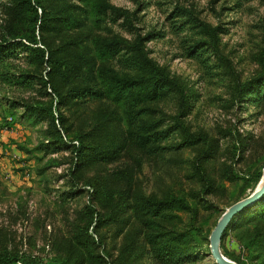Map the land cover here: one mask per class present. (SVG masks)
<instances>
[{"label":"rangeland","instance_id":"374dc122","mask_svg":"<svg viewBox=\"0 0 264 264\" xmlns=\"http://www.w3.org/2000/svg\"><path fill=\"white\" fill-rule=\"evenodd\" d=\"M107 1L122 12L109 10L100 20L88 22L83 29L66 32L60 37L46 36L45 41L55 48L69 35L78 39L86 34L131 39L135 33L144 35L160 31L163 34L162 38L146 43L149 56L166 67L184 89L197 96L190 113L180 118L182 122L191 132L210 137L231 132L230 136L220 139L218 154L206 169L217 173L223 164L229 163L241 179L226 182L217 193L202 195L204 200L197 203L196 218V227L201 231L200 259L181 263L216 264L207 247L211 231L227 207L255 189L258 183L255 175L264 173V103L238 106L233 98L235 84L252 78L260 69L264 55V0H251L240 5L234 0ZM9 2L0 0V37L5 34L4 7ZM181 10L189 11L212 27H220L215 54L189 55V46L201 35L187 23ZM78 50L81 49L75 51ZM21 64L30 68L22 61ZM36 72L45 74L41 68ZM46 92L38 85L27 90L0 84L1 241L7 251L23 259L38 264H57L69 250L71 236L78 228L91 223L88 232L101 244L98 252L108 254L111 262L125 241L124 232L137 228V221L131 212L126 213L125 216L131 215L130 224L122 234L115 236L117 227L113 224L102 225L97 230L93 228L96 215L91 217L87 206H93L105 217L111 209L109 205L119 200L121 190L127 193L125 198L134 194L157 198L169 194L190 196L191 190L199 188L192 175V162L201 145L171 148L181 138L175 130L160 142L169 149L146 155L128 145L116 161L81 168L71 180L74 154L63 147L56 150L51 146L45 150L42 145L52 137L49 123L25 115L20 106L11 108V103L52 101L55 116L58 111L63 115L68 131L61 130L56 121L63 140L75 145L78 143L72 137L78 132L96 134L100 140L110 137V133L97 126L105 118L102 110L112 106L96 101L70 109L58 108L55 95L49 88ZM149 106L154 109L150 118L160 120L166 126L172 125L179 113L178 98L172 93ZM6 122L12 123L7 127ZM107 123L111 132L124 127L123 122L116 123L118 126ZM237 140L247 145L240 159ZM75 188L81 191L69 196ZM102 194L108 199L104 198L100 203L97 199ZM176 215L173 223L178 228L190 222L188 213ZM229 224L220 240V250L226 257L240 256L238 229Z\"/></svg>","mask_w":264,"mask_h":264},{"label":"trees","instance_id":"16d2710c","mask_svg":"<svg viewBox=\"0 0 264 264\" xmlns=\"http://www.w3.org/2000/svg\"><path fill=\"white\" fill-rule=\"evenodd\" d=\"M248 1L251 0H234L238 5ZM109 10L122 12L107 0H10L4 7L5 34L0 37V84L27 90L38 85L45 89V93L49 88L56 97L58 108L70 109L88 102H107L112 108L102 110L105 118L98 122L97 129L110 133V137L100 140L96 134L78 132L72 137L77 145L65 142L60 132H68L64 117L59 111L55 116L52 101L12 102L11 108L20 106L25 115L49 123L52 137L42 146L45 150L51 146L56 150L63 147L74 154L71 180L75 179L74 175L81 168L116 161L128 145L146 155L169 149L161 146L160 142L178 130L180 141L171 148L201 145L192 162V175L199 188L191 190L188 197L169 194L162 198L142 194L125 198L127 193L121 190L119 200L109 205L111 209L105 217L93 206H87L91 217L96 215L95 230L102 225L113 224L117 227L114 235L122 234L130 224L131 215L125 216L128 212L132 213L138 226L124 232L125 241L111 262L108 254L98 252L101 244L88 232L91 223L80 227L71 236L69 250L57 264H181L197 261L202 246L199 241L201 231L196 227L197 203L204 200L202 195L217 193L226 182L234 183L241 179L229 163L223 164L217 173L206 169V165L218 154L220 139L230 136L231 132L210 137L191 132L182 122L180 118L190 113L197 96L184 89L166 67L149 56L146 43L157 37L162 38L160 31L144 35L135 33L131 39L89 34L78 39L69 35L55 48L45 41L46 36L60 37L66 32L83 29L88 22L100 20ZM181 11L187 23L201 35L189 46V55L215 54L220 27H212L189 11ZM71 47L75 49L71 50ZM21 61L30 68H24ZM38 68L45 70V74L37 73ZM170 93L178 98L179 113L174 123L166 126L162 121L150 118L154 109L149 104ZM233 98L238 106H259L264 103V55L257 73L235 84ZM107 122H123L124 127L111 132ZM11 123L6 122V126L9 127ZM245 143H239L238 158L246 150ZM261 175V172L255 175L256 183ZM75 189V192H69V196L73 197L81 191ZM104 198L108 199L107 195H99L97 200L102 203ZM180 212L188 213L190 222L178 228L173 221L178 217L176 213ZM230 226L238 229L236 236L240 256L228 257L238 264H264V194L236 214ZM226 231L227 228L221 240ZM207 247L209 250V242ZM19 262L38 264L7 251L0 238V264Z\"/></svg>","mask_w":264,"mask_h":264},{"label":"water","instance_id":"95a60500","mask_svg":"<svg viewBox=\"0 0 264 264\" xmlns=\"http://www.w3.org/2000/svg\"><path fill=\"white\" fill-rule=\"evenodd\" d=\"M264 194V173L258 181L255 189L246 197L234 202L221 214L216 222L213 230L209 235L210 255L216 264H238L237 262L226 257L220 250V240L224 230L226 229L232 218L242 211L244 208L252 205ZM24 264V263H18Z\"/></svg>","mask_w":264,"mask_h":264}]
</instances>
